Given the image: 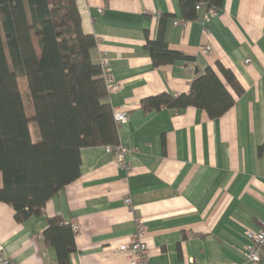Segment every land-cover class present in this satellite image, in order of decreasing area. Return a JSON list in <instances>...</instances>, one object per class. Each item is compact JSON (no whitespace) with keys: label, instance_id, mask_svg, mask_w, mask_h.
Returning <instances> with one entry per match:
<instances>
[{"label":"crops","instance_id":"1","mask_svg":"<svg viewBox=\"0 0 264 264\" xmlns=\"http://www.w3.org/2000/svg\"><path fill=\"white\" fill-rule=\"evenodd\" d=\"M76 3L83 31L97 39L90 57L98 63L105 52L111 59L120 88L106 101L114 114H128L117 130L131 153L122 168L107 146L83 148L80 176L24 222L0 201V244L12 264H59L43 236L50 218L76 231L70 264H129L117 246L134 235L137 218L144 219L149 264H245V231L264 218V0H223L209 22L204 4L185 25L179 0ZM161 32L170 49L192 59L156 66L146 42ZM208 67L236 100L223 116L212 119L194 106H143L161 93L189 94ZM2 182L0 172V188ZM261 258L258 264L264 252Z\"/></svg>","mask_w":264,"mask_h":264},{"label":"trees","instance_id":"2","mask_svg":"<svg viewBox=\"0 0 264 264\" xmlns=\"http://www.w3.org/2000/svg\"><path fill=\"white\" fill-rule=\"evenodd\" d=\"M222 1L179 3L189 21L196 18L199 3L210 9ZM81 20L76 0H0V201L14 208L18 222L41 215L44 205L80 176L83 148L119 145L102 69L90 57L97 39L83 31ZM146 43L156 66L192 59L170 49L163 32ZM218 64L226 82L241 92L232 71ZM20 79L32 116L24 109ZM227 83L208 67L192 81L189 94L161 93L142 104L176 110L194 106L215 119L236 102ZM75 234L71 224L48 220L43 236L56 248L59 264H70Z\"/></svg>","mask_w":264,"mask_h":264},{"label":"built area","instance_id":"3","mask_svg":"<svg viewBox=\"0 0 264 264\" xmlns=\"http://www.w3.org/2000/svg\"><path fill=\"white\" fill-rule=\"evenodd\" d=\"M204 4L199 3L197 6V10L201 8ZM217 14V8L212 7L208 9L207 12V19L206 21L209 22L211 20V17ZM188 21H183L181 24L185 25ZM176 24H179V21L175 22ZM204 50L206 52H210L211 46L205 45L203 46ZM98 64L100 65L102 69V77L103 81H105L108 93L110 92H116L120 88V84L115 81V78L113 76V70L111 65V59L108 57L107 53L101 52L98 56ZM250 61L247 60L246 63ZM115 120L117 125L120 123H125L128 121V114L127 112L121 110L116 111ZM107 150L109 152H114L113 154L116 155L118 160V165L122 168H126L128 165V156L131 153V150L120 144L112 147L107 146ZM125 203L128 205L131 204V198L130 196H127L125 199ZM136 232L134 235L130 238L129 241L122 242L117 246L118 252L127 253L129 256V264H149V258H150V247L147 244V242L144 240L145 236V225H144V219L143 218H137V225H136ZM245 234L247 238L249 239V243L245 245V249L243 250V256L246 259L245 264H258L262 260V254L264 252V218L262 220V223L259 228L256 230L247 229L245 231ZM0 257H1V264H12L10 257L8 256L6 249L4 245L0 244ZM237 264V263H235ZM244 264V263H243Z\"/></svg>","mask_w":264,"mask_h":264},{"label":"rangeland","instance_id":"4","mask_svg":"<svg viewBox=\"0 0 264 264\" xmlns=\"http://www.w3.org/2000/svg\"><path fill=\"white\" fill-rule=\"evenodd\" d=\"M20 82V87H21V92H22V94H23V98H24V101H25V110H26V113H27V115L28 116H32V114H33V109H32V104H31V102L29 101V97H28V90H27V88L25 87V82L23 81V80H19ZM32 129H33V135H34V139H35V136H36V133H34L35 131H34V128H33V126H32Z\"/></svg>","mask_w":264,"mask_h":264}]
</instances>
